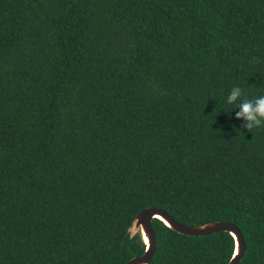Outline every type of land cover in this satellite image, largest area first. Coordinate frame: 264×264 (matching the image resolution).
<instances>
[{"label":"trees","instance_id":"16d2710c","mask_svg":"<svg viewBox=\"0 0 264 264\" xmlns=\"http://www.w3.org/2000/svg\"><path fill=\"white\" fill-rule=\"evenodd\" d=\"M261 96L264 0H0V264H264Z\"/></svg>","mask_w":264,"mask_h":264},{"label":"water","instance_id":"95a60500","mask_svg":"<svg viewBox=\"0 0 264 264\" xmlns=\"http://www.w3.org/2000/svg\"><path fill=\"white\" fill-rule=\"evenodd\" d=\"M152 218H158L168 227L187 234L204 235L226 230L234 239V249L227 264H237L245 253V241L239 227L230 220L217 219L199 224L181 222L170 215L165 209L157 206H146L136 213L128 227L129 235L139 234V240L144 244L141 253L133 255L124 264H146L155 252V229L152 227Z\"/></svg>","mask_w":264,"mask_h":264},{"label":"clouds","instance_id":"9594fccd","mask_svg":"<svg viewBox=\"0 0 264 264\" xmlns=\"http://www.w3.org/2000/svg\"><path fill=\"white\" fill-rule=\"evenodd\" d=\"M241 95V89L239 87H234L231 93L228 95V102L232 104L237 101L238 97ZM241 111L237 113L238 117H245L249 123L245 126L248 131L255 127L264 126V96H261L252 101H244L239 105ZM254 122V124L252 123Z\"/></svg>","mask_w":264,"mask_h":264}]
</instances>
